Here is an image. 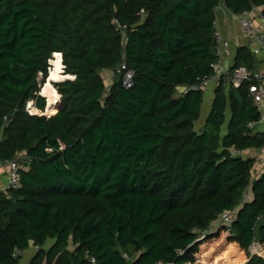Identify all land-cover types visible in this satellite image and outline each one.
<instances>
[{
    "label": "trees",
    "instance_id": "trees-1",
    "mask_svg": "<svg viewBox=\"0 0 264 264\" xmlns=\"http://www.w3.org/2000/svg\"><path fill=\"white\" fill-rule=\"evenodd\" d=\"M223 3L264 14V0H0V161L31 160L0 189V264L32 244L30 264H264V170L232 152L264 146L250 83L221 80L198 128ZM55 53L75 78L50 104ZM256 57L241 46L230 71ZM123 61L132 88L118 77L105 95Z\"/></svg>",
    "mask_w": 264,
    "mask_h": 264
},
{
    "label": "built area",
    "instance_id": "built-area-1",
    "mask_svg": "<svg viewBox=\"0 0 264 264\" xmlns=\"http://www.w3.org/2000/svg\"><path fill=\"white\" fill-rule=\"evenodd\" d=\"M144 10H142V13ZM237 21L239 22L242 32L244 35L249 39L251 43H253V46L251 47L252 51L256 56H259L260 54L264 53V30L259 29L256 26V19L251 14V12L244 11L240 13L239 15H235ZM260 20L262 21L264 25V14L260 15ZM116 25L119 27V22L116 21ZM216 40H217V57L218 60L212 64V67L215 69L214 75L210 76L207 80H204L199 86H195L193 88L199 89L201 91H206V89L209 86V82L213 81L217 86H219L221 80L226 81V83L230 86L233 85L236 88H239L243 86L244 83H250V89L249 94L252 98V100L255 103V106L259 112L260 120H264V73L261 71H258L256 69H251L245 65L240 66L239 68L235 69L234 71H230L231 69L227 66L226 60L233 61L235 54L234 51L231 50V44L228 39L223 37L221 33L216 32ZM128 40L127 36H125V42ZM229 62V63H231ZM118 75L122 83V87L126 88H132L134 76L135 73L132 70H128L126 62L123 61L118 69ZM111 83L108 85L106 83V93L105 95L109 94L111 91L112 84L117 80V78H111ZM189 88H182L179 94L186 93ZM29 104V103H28ZM29 110V107H28ZM258 122H251L249 123V127L253 128ZM264 149V146L262 147ZM232 152L235 154L242 155L243 152H236L234 149H232ZM23 164L15 159V160H8L6 162H3V165H7V179L5 182V185H3L0 182V189L3 187L5 190L10 189H18L21 185V175L20 171L24 167V163L28 164L31 162L30 158H24ZM264 170V152L260 153L255 158V170H254V176H260L262 174V171ZM250 193V192H249ZM249 195V194H248ZM235 211H225L221 213L218 218L216 219V222L214 223V227H220V226H230L234 222L235 218ZM38 250V248H37ZM36 250V251H37ZM23 253L16 250L13 254L14 258H20L23 257ZM92 262L95 264L96 259L91 258ZM21 264H30L29 261L22 262Z\"/></svg>",
    "mask_w": 264,
    "mask_h": 264
},
{
    "label": "crops",
    "instance_id": "crops-1",
    "mask_svg": "<svg viewBox=\"0 0 264 264\" xmlns=\"http://www.w3.org/2000/svg\"><path fill=\"white\" fill-rule=\"evenodd\" d=\"M261 9L257 8L254 11L251 12V14L255 17L256 19V26L259 29L264 30V25L262 21L260 20V14ZM216 32L221 33L223 37L228 39L231 44V50L234 51V54H236L238 48L241 46H248L249 49L253 46V43L249 41V39L244 35L242 32V28L237 21L235 15L231 12H229L224 3L220 7L217 8L216 10ZM235 58V57H234ZM227 66L231 69L233 66V61L231 60H226ZM231 62V63H229ZM255 69L258 71H261L264 73V53L260 54L255 58ZM264 83V80H263ZM208 88L206 91H204V98H203V108H202V114H201V119H202V125L205 123V121L208 119V116L212 110L213 103H214V97H215V89H216V84L213 81H210ZM231 116V111L228 109L227 111V118H230ZM253 134H264V120H261L258 122L253 128H252ZM227 133V128H224L223 130V135ZM264 152V149L260 150H255V149H248L243 151L242 155L244 158H256L260 153ZM7 165H3V162L0 161V182L5 185L7 176ZM3 189V187L1 188ZM251 193H249L250 195ZM258 252H264V247H256ZM34 250V251H32ZM37 250V247L32 244L31 246V256L32 254ZM257 252V253H258Z\"/></svg>",
    "mask_w": 264,
    "mask_h": 264
},
{
    "label": "bare ground",
    "instance_id": "bare-ground-1",
    "mask_svg": "<svg viewBox=\"0 0 264 264\" xmlns=\"http://www.w3.org/2000/svg\"><path fill=\"white\" fill-rule=\"evenodd\" d=\"M54 59L51 62V65L55 66L54 69L51 70V77L49 78V83H46L42 89H43V95L46 96L49 99V103H53L55 99L59 98L61 95H59L57 89H55L52 86V82H55V80L60 79L61 81H64L67 78H75L74 75H66L64 71H62V67L64 68L63 64V58L60 53L54 54ZM63 72V75L61 73ZM54 99V100H53ZM55 105V104H54ZM48 110H51L48 108Z\"/></svg>",
    "mask_w": 264,
    "mask_h": 264
},
{
    "label": "rangeland",
    "instance_id": "rangeland-1",
    "mask_svg": "<svg viewBox=\"0 0 264 264\" xmlns=\"http://www.w3.org/2000/svg\"><path fill=\"white\" fill-rule=\"evenodd\" d=\"M55 56V55H54ZM54 67L55 66H53V65H51V68H50V70H49V72H50V74H49V77H48V79H47V82L46 83H49V78L51 77V70L52 69H54ZM62 71H64V68L62 67ZM61 71V72H62ZM61 75H63V72L61 73ZM119 77V75L117 74V75H115V74H112V72L111 73H108V72H106V74H105V83H107L108 85L111 83V78H118ZM59 81H61L60 79H57V80H55V82H52V86L56 89V87L54 86V84L56 83V82H59ZM45 83V84H46ZM44 84V85H45ZM43 85V86H44ZM42 86V87H43ZM43 91V89L41 88V92H40V94L42 95V96H44L42 93ZM57 91H58V89H57ZM181 91V89H179V90H177V93L176 94H179V92ZM59 93V92H58ZM59 95H60V93H59ZM45 97V99H46V103H47V101L49 102V99L46 97V96H44ZM54 100V99H53ZM27 107H29V111H30V113L31 114H33V113H39V110L38 109H36L34 106H33V103L32 102H30L29 104H28V106ZM201 121H202V119H201ZM201 121H199V123H198V128L200 127V126H203L202 125V122ZM223 247L224 246H221L220 247V249H219V251H222V249H223ZM257 245L255 246V248H252V250L254 251V252H258V250H257ZM260 247V246H259ZM32 251H34V250H32ZM31 250H29V251H27L25 254H24V261H27L26 259H29V257L31 256V252H32ZM258 253H261V254H264V252L262 251V252H258Z\"/></svg>",
    "mask_w": 264,
    "mask_h": 264
},
{
    "label": "water",
    "instance_id": "water-1",
    "mask_svg": "<svg viewBox=\"0 0 264 264\" xmlns=\"http://www.w3.org/2000/svg\"><path fill=\"white\" fill-rule=\"evenodd\" d=\"M51 62H52V60L50 61V65H51ZM67 75V74H66ZM67 79H70V78H67ZM67 79H65V80H67ZM73 79V78H72ZM236 213V217H237V215H238V210L235 212ZM235 217V218H236Z\"/></svg>",
    "mask_w": 264,
    "mask_h": 264
}]
</instances>
